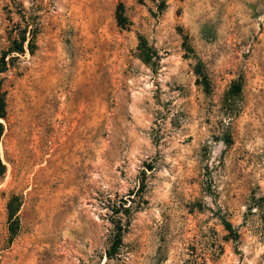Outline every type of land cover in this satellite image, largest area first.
<instances>
[{
  "label": "rangeland",
  "instance_id": "374dc122",
  "mask_svg": "<svg viewBox=\"0 0 264 264\" xmlns=\"http://www.w3.org/2000/svg\"><path fill=\"white\" fill-rule=\"evenodd\" d=\"M24 26L0 264H264V0H0V53Z\"/></svg>",
  "mask_w": 264,
  "mask_h": 264
},
{
  "label": "trees",
  "instance_id": "16d2710c",
  "mask_svg": "<svg viewBox=\"0 0 264 264\" xmlns=\"http://www.w3.org/2000/svg\"><path fill=\"white\" fill-rule=\"evenodd\" d=\"M114 19L118 26L120 27H126L128 25L127 18L125 17L123 13V6L120 2H118L114 9ZM27 31L29 32V35L27 36ZM32 37H33V31L30 30V28H26L25 26L23 28H19L18 31L15 34H8L7 40L8 44L6 47V50H3L0 53V73L3 72L6 68V59L5 57L11 53L17 55L21 54L24 51V42L25 47L28 49L29 52L32 50ZM139 42L137 45V55L138 57L144 62V63H150L151 62V53L148 52V48L145 46V41L140 37L138 38ZM13 56H9V59L11 60ZM194 74L196 76V79L198 83L201 85L204 92H207L209 90V81L207 79L206 74L202 70V68L199 65L195 66ZM241 89V78H238L234 80L228 89V91L225 94V99H229V97L234 96L240 92ZM6 117V100H5V90L2 85V80L0 78V119H5ZM3 132V125L0 122V138ZM227 141V140H224ZM5 170V166L0 158V178L2 177ZM8 219H11V200L8 201ZM123 224H119L115 226L111 230V241L106 248L104 255L107 258H110L114 253L116 252L117 246L120 241L121 237V231ZM224 228L227 230L229 234L232 236H236V233L231 228V224L228 221H223Z\"/></svg>",
  "mask_w": 264,
  "mask_h": 264
}]
</instances>
